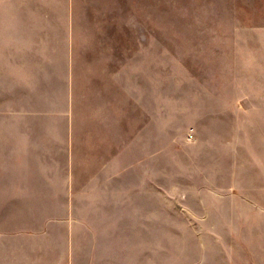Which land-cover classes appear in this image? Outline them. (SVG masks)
I'll use <instances>...</instances> for the list:
<instances>
[{"label": "rangeland", "instance_id": "rangeland-1", "mask_svg": "<svg viewBox=\"0 0 264 264\" xmlns=\"http://www.w3.org/2000/svg\"><path fill=\"white\" fill-rule=\"evenodd\" d=\"M29 32L68 40L72 132L47 192L0 175V264H264V0H0Z\"/></svg>", "mask_w": 264, "mask_h": 264}, {"label": "crops", "instance_id": "crops-1", "mask_svg": "<svg viewBox=\"0 0 264 264\" xmlns=\"http://www.w3.org/2000/svg\"><path fill=\"white\" fill-rule=\"evenodd\" d=\"M26 40L23 45L13 41L7 52L0 48V96L7 89L3 74L10 75L11 87H17L15 81L19 79L27 80L31 86V109L4 112L0 108V159L5 158L6 150L12 152L13 158L11 164L0 160V175H4L5 168L15 167L13 174L18 173L19 192H47L45 185L35 184L51 182L54 162L49 152L63 151V165L67 168L72 132L73 56L67 38L63 48L46 46L38 41L40 38L31 37L30 32ZM20 72H27V79Z\"/></svg>", "mask_w": 264, "mask_h": 264}]
</instances>
